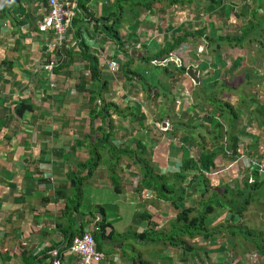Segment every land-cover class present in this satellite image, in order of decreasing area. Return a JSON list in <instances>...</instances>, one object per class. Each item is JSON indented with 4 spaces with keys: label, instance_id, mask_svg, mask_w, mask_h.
<instances>
[{
    "label": "crops",
    "instance_id": "crops-1",
    "mask_svg": "<svg viewBox=\"0 0 264 264\" xmlns=\"http://www.w3.org/2000/svg\"><path fill=\"white\" fill-rule=\"evenodd\" d=\"M114 1L110 0V3L114 5ZM106 3L108 0H90L89 9L94 18L90 20L89 17H85L86 22L90 24L88 30H82L81 36L69 33L67 47L72 49L75 55H80V44L85 42L90 45L92 52L100 57L104 72L110 71L116 79L118 73L111 72L108 65L111 57H114L116 53V43L105 37L102 29H95L94 23L95 18H101L104 15L110 17L112 10L105 6ZM202 10H205L203 0H185L184 3L180 1L173 5H169L167 1H157L152 12L143 11L139 18L132 21L127 19L122 23L120 33L126 41L125 47L133 54L139 51L143 53L145 48L157 50L164 45V41L172 39L177 31H195L200 27L199 12ZM44 13L45 6L42 0H0V264H27L25 261L29 256L41 255L42 257L47 249L62 250L67 244L69 235L67 236L65 227L69 225V219L73 213L75 216L78 215L76 211L73 212L72 207L70 210H65L68 199L63 193L71 198L75 197V191L69 183L71 178L68 177L67 172L76 165L74 158L83 161L89 158L88 148L95 140V135L91 132L94 128L90 127L89 109H83L82 112L77 110V105L86 101V94L75 88L79 80L72 79L75 71L81 72L85 69L88 64L87 60L76 61L67 70L72 75H57L55 81L51 80L48 73L44 74L43 70H39L46 56V43L52 36V34L39 31V21ZM182 13L184 18H181ZM24 19L27 22L22 24L21 21ZM111 21L112 19H102L100 24ZM201 44L203 42L199 38V47ZM158 45L160 47H157ZM187 45V51H190V45ZM190 54L196 55L193 52ZM184 66L187 70L191 68ZM179 68L177 65H170L169 72L180 79L177 83L183 85L182 83L187 82L188 79L185 76L189 73L188 71L181 73ZM169 78L171 83V77ZM136 87L138 89L132 96L129 94L123 96L127 91H123L122 81L113 84L110 91L103 92L107 100L117 102L121 107L129 103L146 112L148 111L145 108L146 104L150 107L148 111L150 116L145 131L142 130L141 124L132 121L136 116L123 118L114 115V143L116 145L126 144L134 149L136 143L132 144L131 139L144 137L145 144L153 153L154 160V155L162 154L163 150L165 152L166 149L158 148V145H164L163 140H165L166 144L172 143V150L177 153L181 148L173 144L172 140L175 138L172 139L170 137L172 132L167 131V128L175 132L181 129L180 121L173 119L177 116H172L169 112V115H165L162 121L159 119V114L154 118L155 108L141 100L143 85L137 83ZM136 95L141 99H138ZM25 98L33 100V110L26 108L23 116L20 117L14 112V107L19 100ZM157 101L161 102L162 99L158 98ZM252 108L254 110L255 106ZM162 112L161 109L159 113L163 114ZM68 117H70L69 120ZM191 117H188V121ZM167 118L171 120L169 127H165ZM83 119H87L86 122L83 123ZM99 123L101 122H96V125ZM175 123H178L179 128H175ZM66 126H72L74 129L69 130ZM150 126L154 129L153 134ZM262 127L264 129V126ZM237 128L236 132L241 137L239 150L244 152L243 148L252 149L262 162L264 160V130L257 132L263 138L262 144L258 145L250 141L247 127L238 124ZM242 128L246 131L242 132ZM88 131L92 133L91 141L82 142L81 138L84 133L91 134ZM177 133L179 137H183L182 129ZM59 152H63L64 156L57 157ZM68 157L69 162H67ZM108 159V157L104 159V161L107 160V164ZM162 159L165 162L167 154H164ZM262 166L264 167V162ZM121 167H124L126 174L124 178L126 188L123 192H116L107 180H95L94 176L85 180L90 185L87 189L84 188L80 216L76 220L75 228L77 229L81 223H86L85 231H92L94 224L102 219L97 205H105L106 210L108 206L114 205L118 213L117 220L107 211V220L111 222L107 226V233L111 231L113 235L116 234V237L114 241L111 238L106 240L109 244H106L105 248H112L113 252L102 250L107 253V257L98 264H132V256L125 257L123 249L131 248L133 252H138L139 249L134 243L125 244L120 239H125L126 236H123L126 234L125 231L136 223L137 231L147 227L142 225L144 222L148 225L147 219L137 220L140 217L138 212L143 213L147 210L155 217H160L158 212L161 214L166 212V218L170 215V219L174 216L170 203L159 200L153 195V191L146 192L144 189L140 197L134 196L137 188L135 183H138V175H140L138 165L129 167L123 164ZM160 171L169 172L166 167L160 168ZM107 177L106 175L103 178ZM219 183H222V178L217 181L216 185ZM196 194L201 193L196 192ZM109 197L113 199V202H110ZM82 213H84L83 218ZM218 221L223 222V217L220 216ZM166 222H168L167 219ZM135 239V244H149V241L145 243L138 237ZM114 242H117L115 245L117 250L113 248ZM143 255L142 253V257ZM63 259V264H80L79 257L68 248L63 250ZM185 261H190L189 256L183 258L182 261L177 260L176 263L188 264ZM40 262L38 264H41Z\"/></svg>",
    "mask_w": 264,
    "mask_h": 264
},
{
    "label": "trees",
    "instance_id": "trees-1",
    "mask_svg": "<svg viewBox=\"0 0 264 264\" xmlns=\"http://www.w3.org/2000/svg\"><path fill=\"white\" fill-rule=\"evenodd\" d=\"M42 1L46 7V0ZM157 1H167L169 5L176 4L180 1H182V3L185 2V0H115L114 5H112L110 0H108V3H106L105 6L112 10L110 17L104 15L101 18L94 19L95 29H102V31L105 33V37L116 43V53L114 57H111L110 59H116L120 64V72L122 76L120 75V77L116 79H114L113 74H111L110 71L107 73L104 72L100 63V57L96 53L92 52L91 46L85 42L80 44V55H75L74 51L67 47L68 41H65L62 45H59L52 52H48L46 43V56L43 62L40 64L39 70H43L44 74L48 73L52 81L56 80L57 75H72L70 71H67L68 68H70L76 61L87 60L88 64H86L85 69L81 72L75 71L74 74V77L79 80V83L76 84L75 88L86 94V101L79 104L77 110L82 112L83 109H89L91 120L90 127L94 128V130H91V132L94 133L95 140L92 146H89L88 148L89 158L85 161L79 158H74L73 160L76 165L67 172L68 177L71 178L69 183L70 186L73 187L72 190L75 191V197L71 198L63 193L68 199L65 210H70L72 207L73 212L76 211L78 214L75 216V213H73L69 219V225L65 227L67 236L69 235L67 244H65L62 250L59 248L47 249L42 257L41 255L29 256L27 261H25L27 264H38L46 257H52V259L59 258L58 264H63V250L68 248L71 251L74 238L76 236H83L86 233L84 229L86 223H81L77 229L75 228L76 220L80 216V207L82 203L81 199L84 194L83 191L85 180L90 179L97 169L103 168L106 170V175L108 177L105 179L108 181V183L112 184V187L116 192H123L124 188H126V180L124 179L126 174L124 172V167H121L123 164L128 165L129 167H132L136 164L140 169L138 183L134 182L137 184V188L134 191V196L140 197L144 189H146V192L150 190L153 191V195L159 198V200L170 203V208L175 213V216H172L174 218L171 217L170 220L173 231L172 234L164 240H168L172 246L182 245V254L189 256L190 261L199 260V252H194L193 248L200 247V242L192 240L201 235L204 237V239H210L209 241L211 245L210 243L206 245V247L210 250H205L206 256L210 261L213 259L217 264H232L228 259L234 257V255H230V253L235 254L234 252H238V250L241 248L245 253V251H247L249 248L255 247L262 255L260 264H264V229L252 230L253 228H249L246 232L244 231V225L241 222V220L244 218L246 210L248 209V205L252 200H256L254 196L256 195L258 197L263 193L262 187H264V177L262 176L264 175V167L262 166V162L257 159L259 162V165H257V163L252 161L250 158V162H248V165L246 166L247 168L249 167L248 172H246V175L248 176L243 178L235 176L236 178L233 179L230 175H228L227 178H222L223 182L219 183V185L215 187L216 178L218 176L217 168H219V160L217 159L218 156L221 155L223 160L232 159L235 160V162H238L239 159L241 160L244 157V152L239 150V142L241 137L236 132L240 119V109H243L244 112L247 110L252 112V106H254L253 104L255 103L256 99L251 98L249 105H246L242 102L240 108L238 107L236 109L233 103L229 101L223 102L222 99L220 97H216V94L213 92V94L208 97V100L210 103L215 105L213 108L214 111L204 116L205 121L209 122V124L212 126L211 129H207V133L209 134L212 141L207 140L208 135L206 131L200 127L206 124V122L196 124L192 121L191 123H185V121H181L179 125H182L181 129L182 132H184L183 137H179L181 144L178 145L176 140H172V142L173 144H177L179 148L181 147V150L184 148L190 149V153H187L185 155L186 157H183L182 161L177 163V167L172 172H161L160 170L157 171L154 164L152 163L154 161L152 158L153 153L149 151L147 145L145 144L144 137H133L131 139L132 144L136 143V148L134 149H131L130 146L126 144L116 145L113 141V136H115L114 115L121 116L123 118L136 116L132 121L141 124V128H143L142 130L145 131L147 130L146 123L150 116L149 112L137 109L136 113V108L129 103L127 106L121 107L117 102L107 100L105 93L103 95V92H108L111 90V86L113 84L122 81L124 88L123 91H127V93L124 92L123 96H128L127 94L132 96L135 93L134 91L138 89V87H136V84L138 83L141 86L143 85V98L144 96L147 97V99L142 98L141 100L155 108V103L158 98H160V96L164 97L165 95V99H162V101L159 103L162 104L165 100V103L167 104L166 110L171 111V109H173V105L176 102L174 93L172 92L173 94L170 100L173 102L170 105L169 100H166L168 97L166 93L164 94L159 90L155 91L154 93V88L157 87L151 85L144 75L132 70L130 68L132 63L140 60L164 68V71L168 74V77H171V83L169 87V90H171V86L176 85L180 79L175 77L173 73L169 72V67L171 65L169 60L173 59L178 64H180L177 66L180 67L179 71L181 73H186L188 71L186 67L182 65V63H179V61L182 62V59L175 58L179 49L184 50L185 47H188L187 44L192 45L199 38H203V40L207 41L208 46H210L213 51H217L218 46L222 42L228 43L231 46H244L248 43V41L256 40L257 36L263 34L264 31V0H248L249 2L246 0L244 1L242 8L240 6L231 4V13L233 10L236 12L235 16L237 18L240 17L244 20L246 18L247 20H245V24L239 29L231 26V31H228L226 34H215L211 32L209 26H207L208 19L213 22V26H215L218 22H224L221 20L229 16L227 11H229L230 8H228L226 1L209 0L210 11L208 13H206V8L208 5L206 2H204L205 10L199 12L201 25L200 27L196 28L195 31H177L173 35L172 39L164 41L165 43L162 47L158 45L157 47H160L159 49L154 50V48L152 49L150 47L151 49L149 50L145 48L146 50L144 49L143 53L139 51V53L133 54L131 51L126 49V41L123 40V37L120 33V26H122V23L127 20H122L124 15V13L122 14L124 5H128V7L132 8L133 16L128 19L132 21L139 18L143 11L152 12ZM89 2L90 0H77L76 14L72 20V26L70 27V32H72V34L75 33L77 36H81L83 29L88 30L90 22H86L85 17H89L90 20L94 18L93 13L89 9ZM238 2H243V0H238ZM254 2L256 5L253 6L252 3ZM238 9L239 11L237 12ZM212 12H216L217 18L215 20L211 19L213 18ZM251 15L253 17L249 24L248 17ZM102 19H112V21L110 23L104 22V24H100ZM26 22L27 20L25 19L21 21L22 24ZM230 22L232 21L230 20ZM218 26L220 27V25ZM73 27L75 29L74 31ZM232 29L234 30L232 31ZM260 42L261 44H264V40H260ZM147 45L149 46V44ZM261 48L264 52V45H262ZM56 51L58 52V55L56 54ZM189 52L191 53L193 51L190 50ZM124 57H126V59ZM54 60H58V62H56L54 65V68L52 70L47 69L45 67L46 64ZM233 64V68L238 66L237 63ZM87 69L89 70L87 71ZM246 76V79H250L251 73L248 72ZM158 81L160 80L158 79ZM53 84H55V82L52 83V86ZM224 87L229 88L227 82H221L220 89H223ZM147 88H149L150 91H148ZM239 93L241 94L242 91L239 90ZM32 101L33 100L31 98L19 100L14 107V112L18 116L22 117V114L26 108L33 110L34 103ZM197 105H200V103ZM218 110H220V112H218ZM258 111L264 116V107L260 108ZM165 113L160 114V121L163 120L164 116L166 115ZM222 116L229 117L228 122L225 119H222ZM67 119L69 120L70 117ZM86 120L87 119H83V123L86 122ZM96 122L101 123L96 125ZM135 122H133L134 127H136L134 124ZM226 122L228 127H225ZM257 123L259 126H264V122L259 118L257 119ZM177 124L178 123L174 124L175 128H179ZM161 125L163 124L161 123ZM183 125H186V127H183ZM66 128L71 130L73 127L66 126ZM159 128L161 129L162 127ZM150 129L153 134L154 129H152L151 126ZM83 131L81 132L83 133ZM167 131L172 132L170 136L172 139L176 137V132L173 129L167 128ZM241 131L245 132L246 130L245 128H242ZM88 132L91 133L90 131ZM196 133L197 135H195ZM91 137L92 133L90 135L84 133L82 135L83 139L81 138V141H91ZM193 149H196L197 151L194 154L192 152ZM61 156H64L63 152H59L57 155V157ZM246 156L248 157L249 154ZM105 157L109 158L107 168L102 167V162ZM67 162H69V157L67 158ZM158 164L159 162H156L157 166ZM214 167L216 171V178L212 179L208 173L211 172ZM252 167L254 168L251 171ZM191 187L194 189L193 191H190ZM202 187L203 190H201ZM211 188L214 190L212 191L211 196L206 200L203 196L209 193ZM219 188L222 189L221 192L219 191ZM196 192L201 193V206L199 204L200 207L196 205V200H191V198H193L192 193ZM70 198L71 200L69 201ZM97 208L99 209L98 212L100 213L102 219L94 224L91 232H87L93 234L97 243L96 248L98 250H104L102 246H100V239L104 240L105 243L108 238H111L114 241L116 234L113 235L111 231L107 233V226H109L111 222L107 220L108 214L106 206L97 205ZM218 209H220L221 212H217ZM216 213L217 216L215 217ZM138 214L143 220H148V226L145 229L139 230L141 232L136 231L135 237L140 238L142 241H148L149 236L159 229L157 227H159L160 222L155 221L157 217L152 215L147 210H145L143 213L140 211ZM209 216L211 220L210 222L207 220V217ZM220 216L223 217L224 221L214 225ZM81 217H84V213H82ZM229 227H239L243 229L242 234L245 235L247 242H240L241 245L235 244L232 246V248L228 247L226 249L227 244L221 239H229L230 236L227 234ZM123 236L128 235L124 234ZM215 239H217V241H215ZM55 250L58 251L57 255L52 253V251L54 252ZM112 252L113 249L109 253ZM72 253L75 254L74 252ZM133 253L135 255H128V253L124 252V256L128 257L131 255L133 258L132 264H147V260H145L146 258L143 259L141 251L138 250V252ZM217 254L219 256H217ZM75 255L79 257L80 262V256L78 254ZM191 256L193 257L192 260ZM216 258H218V260ZM199 261L201 262V260ZM219 261H222V263ZM236 262L238 264H244L243 259H237Z\"/></svg>",
    "mask_w": 264,
    "mask_h": 264
},
{
    "label": "rangeland",
    "instance_id": "rangeland-1",
    "mask_svg": "<svg viewBox=\"0 0 264 264\" xmlns=\"http://www.w3.org/2000/svg\"><path fill=\"white\" fill-rule=\"evenodd\" d=\"M203 1L206 2L208 5V7L206 8L207 9L206 13H208L210 11L209 10V0H203ZM225 1L228 5V8L230 9L229 11H227L229 16L221 20L224 22H218L217 25L213 26V22H211L209 19L207 20V26H209L210 31L215 34H226L228 31H231V26H234L235 28L239 29L241 28L242 25L245 24L244 23L246 22L245 20H247L246 18L245 20L240 17L237 18L235 16L236 12L233 10L231 13V8H232L231 4L240 6L242 8L244 5V1L246 0H243V2H238V0H225ZM252 4L253 6L256 5L255 2ZM239 9L237 10V12L239 11ZM123 13L124 15H123L122 20L130 19L133 16V10L131 7H128V5H124L122 14ZM212 15H213V18L211 19L215 20L217 18L216 12H212ZM208 16L211 17L210 15ZM252 17H253L252 15L248 17L249 24H250ZM152 18L156 19L155 17H152ZM181 18H184L183 13H182ZM230 20L232 22H230ZM218 25H220V27ZM233 30L234 29H232V31ZM259 39L262 41L264 40V31H263V34L257 36L256 40L248 41V43L244 46H234V45L231 46L228 43L222 42L218 46L217 51H213V49L210 46H208V42L201 39L203 44H205V46L201 44L199 47L198 40L194 42L192 45H190V50H192L193 53H197V55L195 56L193 54L189 55L190 52L187 51L188 49L187 47H185L184 50L179 49L178 54H176L175 58H181L182 62L179 61V63H182V65L190 66L191 68L196 70L198 72L197 75H198L199 81H195V79L189 73V75L185 76L188 79L187 82L182 83V80H181V83L184 86L179 83H177V85H172L170 88L172 91L169 90L170 78L168 77V74L165 73L164 68L158 67V66L149 64L148 62H143L140 60H137V62L132 63L130 68L144 75L147 78V80L151 83V85L159 88V89L154 88V93L157 90L161 91L164 94L166 93V95L168 96L166 100L167 99L169 100L170 105L173 102L170 100L171 96L173 93L175 95L176 102L173 105V109H171V111L166 110L167 104L165 103V100L162 104L156 101L154 118L158 114L160 115L159 112L161 111V109H163L162 113L166 112L165 114L167 115L168 112H172V116H177L176 118L173 117L175 121H178V120L180 122L185 121L186 123H191L192 121V122H195L196 124H201V123L206 122V124L202 126V129H204L206 133H207V129L212 128L209 122L205 121L204 116L214 111L213 108L215 107V105L210 103V101L208 100V97H210L213 94V92L216 94V97H220L223 102L229 101L233 103L236 109L238 107L240 108V105L242 102L245 103L246 105L247 104L249 105L251 98L256 99L255 103L253 104L255 106V109L252 112H249V110L244 112L243 109H240L241 113L239 114L240 115L239 125L246 126L250 133L249 135L250 141H253V143H257L258 145H260L262 144L263 138L257 132L262 131L264 129L262 126L258 125L257 119L259 118L261 121L264 122V116L258 111L260 110L261 107H264V52H263V49L261 48V46L264 44H261ZM124 58L126 59V57ZM169 61H170L171 66L180 65L173 59ZM168 62H165V63H168ZM233 63H237L238 66L233 68L232 67V65H234ZM248 72L251 73L250 79H246L247 77L246 75ZM117 73H118L117 77H120V75L122 76L120 70ZM73 78L77 79L74 76L72 77V79ZM158 79L160 81H158ZM221 82H227V85L229 86V88L224 87L223 89H220ZM147 89L148 91H150L149 88ZM239 90L242 91L241 94L239 93ZM198 93H199V96H198ZM160 98L165 99V95L164 97L160 96ZM138 99H141V98H138ZM143 99H147V97L144 96ZM198 103H200V105H197ZM78 106L79 104L77 105V107ZM145 108L148 111H150L149 110L150 107L147 104ZM137 109L139 108L137 107L136 111ZM218 112H220V110H218ZM188 117H191L190 121H188ZM222 119H225L228 122L229 117L222 116ZM170 121L167 118L166 120L167 124L165 127H169L171 125ZM227 122H226L225 127H228ZM180 130L181 129L177 130L176 132H179ZM195 135H197V133ZM207 135H208L207 140L212 141L208 133ZM179 136H180L179 133H177L175 137L176 143L178 145L181 144ZM163 141H164V145H158V148L162 150L163 149H166V150L165 152L163 150L162 154H159L158 152H156L158 154L154 155V161L152 163L154 164L157 171H159L160 168L166 167V169H168L169 172H172L177 167V163L181 162L182 158L186 157L185 155L187 153H190V149L184 148L182 151L180 150L176 153L175 151L172 150L173 148L170 146L172 145V143L166 144V141L165 140ZM243 141L245 142L246 140H243ZM243 151H244V155H243L244 157L241 160L239 159L238 162H235V160H232V159H229V160L226 159L225 162H223L221 155L218 156L217 159L219 160V168H217V174H218L217 178L215 174L216 172L215 167L213 168L211 172L208 173V175L212 179L216 178L215 187L218 186L216 185V183L220 178H227L228 175H230L233 179H235L237 176L242 177V178L245 176H248L246 175V172H248L249 167L247 168L246 166L248 165V162H250V158L252 161H255L257 165H259V162L257 161L258 159L257 155L254 153L252 149L246 150V148H243ZM192 152L194 154L197 151L196 149H193ZM164 154H167V160L165 162L162 159ZM248 154L249 156L247 157L246 155ZM156 162H159L158 166L156 165ZM262 162H264V160ZM102 165H103L102 167L107 168L108 166L107 160L102 162ZM253 168L254 167L251 168V171ZM93 176L95 180L105 181L106 179H104L103 177L106 176V170L103 168L97 169ZM85 183H84V188L87 189V186L90 185V183H86V184ZM262 188L261 189L263 193L259 195L258 197L256 195L254 196L256 200L251 201V203L248 205V209L246 210L244 218L241 220L242 224L244 225V231L246 232L249 228H253L252 230L264 229V187ZM193 190L194 189L191 187L190 191H193ZM201 190H203V187L201 188ZM213 190L214 189L211 188L209 193H207L203 197L207 200V198L211 196ZM219 191L221 192L222 189L219 188ZM114 195L117 196L116 194ZM192 196L193 198H191V200H196L197 202L196 205L199 206L201 196L197 195L196 193H192ZM110 198L111 197H109L110 202H113V199H110ZM107 211L110 214V216L118 220L117 209L114 205L108 206ZM218 211L221 212L220 209H218L217 212ZM158 215H160V217H157L155 221L160 222L161 224L159 225V227H157L159 229H157L155 233L149 236V240H148L149 244H143V243L135 244L136 239L134 236L136 235L135 232L137 231V226H138L137 223L136 225H132L125 231V233L128 235L125 237V239L122 240L120 239V237L119 239L121 240V242L123 241L125 244L134 243V245L145 255V256L143 255V258H146L147 264H180L179 262L176 263V261L177 260L182 261L183 258L187 257L185 254H182L183 252L182 245L172 246L168 240H164L169 235H171L173 231L172 223L170 221L171 220L170 215L167 218H166V212L164 214H161L160 212H158ZM174 216H175V213H174ZM216 216H217V213L215 214V217ZM166 219L168 220V222H166ZM137 220L142 221L143 219L139 217L137 218ZM207 220L209 222L211 221L210 216L207 217ZM219 221H217L214 225H216L217 223H220ZM116 222H115V225H116ZM142 225L148 226L147 222H144ZM242 231L243 229L239 227H231V228L229 227L228 228L227 234L230 236L229 239H225V238L221 239V240H224L225 243L227 244L226 249L228 247L232 248V246H234L235 244L241 245L240 242L242 243L247 242V239H245L246 237L244 234H242ZM209 240L210 239H204V237L201 235H199V237L194 238L192 241L200 242V247L198 248L194 247L193 251L199 252L198 259L201 260V262L199 260H196V261L192 260L193 258L192 256H191L192 261H185V262H188V264H217L215 263L213 259L212 261H210L206 256L205 250L207 249L210 250L209 248L206 247V245L210 243ZM215 241H217V239H215ZM100 242H101L100 246H102L104 250L106 251L112 250V248L110 249L105 248V245L107 243H105L104 240L100 239ZM144 242L146 243V241ZM116 243L117 242H114V247H113L114 250H117L115 248ZM132 251L133 250H131V248L130 249L125 248L124 252L135 255ZM102 253L101 254L103 255V257L104 255L105 257H107L106 252H102ZM234 253L235 254L230 253V255H234V257L228 259L232 264H238L236 262L237 259H243L244 264H260V261L262 260L261 253L257 251L255 247L249 248L247 251H245V253L242 248L238 250V252H234ZM217 256L219 255L217 254ZM216 259L218 260V258ZM219 262L222 263V261H219Z\"/></svg>",
    "mask_w": 264,
    "mask_h": 264
},
{
    "label": "built area",
    "instance_id": "built-area-1",
    "mask_svg": "<svg viewBox=\"0 0 264 264\" xmlns=\"http://www.w3.org/2000/svg\"><path fill=\"white\" fill-rule=\"evenodd\" d=\"M45 13L39 21V28L47 34H52L47 41L48 52H52L59 45L68 40L72 20L76 14L77 0H46ZM56 61H50L46 68L52 70ZM109 69L113 73L120 70L118 60L109 61ZM93 234L86 232L83 236H76L73 240L71 251L80 256V264H97L106 259L97 248ZM57 250L52 253L57 255ZM102 253V254H101ZM53 255V256H54ZM59 258L49 257L41 264H58Z\"/></svg>",
    "mask_w": 264,
    "mask_h": 264
},
{
    "label": "water",
    "instance_id": "water-1",
    "mask_svg": "<svg viewBox=\"0 0 264 264\" xmlns=\"http://www.w3.org/2000/svg\"><path fill=\"white\" fill-rule=\"evenodd\" d=\"M188 73H190L192 75V77L196 80V81H199V78H198V75H197V71L194 70L193 68H189L188 69ZM194 74V75H193Z\"/></svg>",
    "mask_w": 264,
    "mask_h": 264
}]
</instances>
